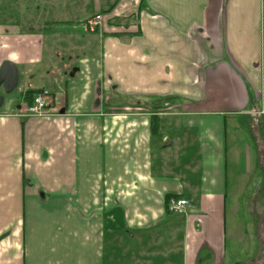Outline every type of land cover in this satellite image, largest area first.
Segmentation results:
<instances>
[{"label":"crops","instance_id":"0c3cea01","mask_svg":"<svg viewBox=\"0 0 264 264\" xmlns=\"http://www.w3.org/2000/svg\"><path fill=\"white\" fill-rule=\"evenodd\" d=\"M132 5L59 60L0 21L28 82L0 106V264H264V0Z\"/></svg>","mask_w":264,"mask_h":264},{"label":"rangeland","instance_id":"374dc122","mask_svg":"<svg viewBox=\"0 0 264 264\" xmlns=\"http://www.w3.org/2000/svg\"><path fill=\"white\" fill-rule=\"evenodd\" d=\"M140 1L142 3L143 0H133L132 6L138 8V3H140ZM114 2L117 3L118 0H0V21L8 25H18L22 30H31L36 34L46 35L48 38L47 42L52 44V47L48 46V51L59 60L61 59V55L63 56L67 54L66 49L75 50V48H73L75 47V44L78 46V44L82 42L80 41V39H82L80 37L82 36L80 31L87 33L93 31L89 28V26H87L89 20H93L98 15V18L96 19L97 24L93 25L97 26L99 24L98 21H100L101 23L98 25L97 29H101L100 27H102L103 24H110L106 22L107 19L106 17L104 18V15L109 13L107 9L113 7ZM135 14L136 13H132V15L120 17L119 22H121L122 25L128 26L131 22L124 19L131 18V21H137L136 23H138V17ZM262 19L264 29V11ZM137 27L139 29V26ZM53 47L61 50V52H59L61 55H56L54 51L55 48ZM57 49L56 51L58 52ZM74 68L76 69V66ZM27 83V80L24 81V78H22L19 86L12 93H6L2 87L0 89V94H3L6 100L8 96L11 94L13 95L18 89L25 86ZM52 98L53 97L48 99L50 103V105H48L49 107L54 103ZM29 104L30 101H27L23 104V106L26 107ZM47 111L52 112L50 108ZM249 129L254 136H258L260 138L256 125H252ZM262 146L264 147L263 144ZM261 156L262 164L264 165V155L262 154ZM256 173L257 171L251 174L250 184L253 182L256 185L259 178L255 177ZM232 191L233 187L231 189V193ZM231 193L229 201H233ZM119 248L121 247L119 246ZM115 262L120 264V261Z\"/></svg>","mask_w":264,"mask_h":264},{"label":"built area","instance_id":"2783aa9c","mask_svg":"<svg viewBox=\"0 0 264 264\" xmlns=\"http://www.w3.org/2000/svg\"><path fill=\"white\" fill-rule=\"evenodd\" d=\"M98 15L93 20H89L87 26L93 31H96L98 25L101 23L100 21L97 26H93L97 24L96 19ZM100 19V17H99ZM104 19V18H103ZM52 97V93L48 88L40 89L33 96V99L29 105L23 108V115L25 116H33V115H43L47 113L49 109L50 103L49 100ZM190 201L186 198L180 197H171L167 202V210L171 213L184 214L187 211V208L190 207Z\"/></svg>","mask_w":264,"mask_h":264},{"label":"water","instance_id":"95a60500","mask_svg":"<svg viewBox=\"0 0 264 264\" xmlns=\"http://www.w3.org/2000/svg\"><path fill=\"white\" fill-rule=\"evenodd\" d=\"M20 82V71L19 67L13 61H5L0 66V89L3 87L6 93H12L17 89ZM5 102V97L3 94H0V106ZM171 144V141H168L167 145Z\"/></svg>","mask_w":264,"mask_h":264},{"label":"trees","instance_id":"16d2710c","mask_svg":"<svg viewBox=\"0 0 264 264\" xmlns=\"http://www.w3.org/2000/svg\"><path fill=\"white\" fill-rule=\"evenodd\" d=\"M114 6H115V5H114ZM114 6L111 7L110 9H107V11H108V12L111 11V10L114 8ZM116 34H119V33H116ZM131 34H132V35H140V31H139V32H136V33L132 32ZM38 91H39V90H27L26 95H25L26 100L29 99V101H30V103H31L34 94H35L36 92H38ZM152 129H153V124H152ZM171 197H178V196H175V195H174V196H173V195H172V196H171V195H168V196H167V202H168V200H169Z\"/></svg>","mask_w":264,"mask_h":264}]
</instances>
